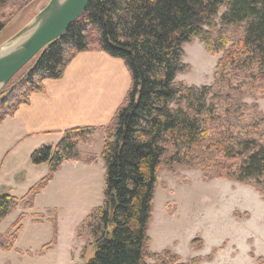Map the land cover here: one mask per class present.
I'll return each mask as SVG.
<instances>
[{
  "label": "trees",
  "instance_id": "1",
  "mask_svg": "<svg viewBox=\"0 0 264 264\" xmlns=\"http://www.w3.org/2000/svg\"><path fill=\"white\" fill-rule=\"evenodd\" d=\"M10 1L0 0V9ZM217 17L223 38H203L207 51H222L213 84L178 81L187 67L183 46L214 26ZM5 25L0 20V32ZM231 27L241 29L235 41L226 38ZM90 50L124 63L130 75L124 100L109 124L67 129L56 144L34 149L30 163L47 164L48 172L20 199L0 192V222L20 202L32 208L62 163L96 160L79 145H91L101 129L102 203L75 228L78 238L94 241L95 252L84 264L211 261L217 249L188 261L169 250L149 254L148 224L162 166L198 169L204 178L234 179L264 194V115L240 99L264 97V0H90L79 18L0 91V125L33 93L44 91L45 80L61 78L78 53ZM25 215L0 232V250L14 248ZM50 220L53 236L40 253L55 242V217ZM256 264H264V256Z\"/></svg>",
  "mask_w": 264,
  "mask_h": 264
},
{
  "label": "rangeland",
  "instance_id": "2",
  "mask_svg": "<svg viewBox=\"0 0 264 264\" xmlns=\"http://www.w3.org/2000/svg\"><path fill=\"white\" fill-rule=\"evenodd\" d=\"M47 2L11 0L2 7L0 20L6 25L0 32V44L28 23ZM218 17L214 26L204 27L200 35L183 46L182 62L187 67L177 74L178 81L198 86L213 84L214 67L222 51H207L203 38H223L218 34ZM240 36L241 29L231 27L226 38L235 41ZM240 99L248 106H256L260 116L264 115V97L254 99L244 94ZM101 142L100 138L95 141L93 138L92 143L98 150ZM23 148L11 152L4 159L0 157V192H9L18 199L43 177L42 174L37 181H31L35 174L28 169L29 156ZM94 164L90 171L64 167L49 189L39 193L37 199L35 197L32 208L28 209L20 202L0 222V232H5L20 213H26L14 248L0 250V264H84L93 256L94 241L76 235L75 239L74 225L78 223L80 210L96 205L101 196L104 165L103 161ZM53 204L60 209L36 213L41 216L28 214L30 210L39 212L44 206ZM29 217L40 222L31 221ZM54 217L55 242L40 253V248L53 236L50 219ZM148 235L151 238L149 254L169 250L179 255L181 260L188 261L217 249L211 261L198 264H256V260L264 256V194H260L256 187L234 179L204 178L198 169L175 166L169 170L162 166ZM84 247L86 252L82 254Z\"/></svg>",
  "mask_w": 264,
  "mask_h": 264
},
{
  "label": "crops",
  "instance_id": "3",
  "mask_svg": "<svg viewBox=\"0 0 264 264\" xmlns=\"http://www.w3.org/2000/svg\"><path fill=\"white\" fill-rule=\"evenodd\" d=\"M129 86L130 75L120 59L96 50L78 53L61 78L45 80L44 91L33 93L27 104L21 105L12 117L4 119L0 125V157L4 159L11 152L22 147L30 156L34 149L44 144H56L63 131L67 129L84 126L102 127L109 124L124 100ZM103 135V131L98 129L93 136L94 141L98 138L102 140L98 150L93 143L79 145L82 154L95 155L96 160L92 162L71 160L62 163L52 180L40 193L43 194L49 189L64 167L76 171H90L94 163L100 161L102 163L100 152L103 146ZM27 165H29L28 169L35 174L31 181H37L40 175L44 176L48 172L47 164L32 165L29 161ZM83 181L87 182V180ZM97 200L96 205H89L80 210L81 215L78 223L74 225V230L92 208L102 203V190ZM57 208L60 209V206L46 205L41 211L30 210L28 214ZM29 219L33 221L32 218L29 217ZM75 239H77L76 236Z\"/></svg>",
  "mask_w": 264,
  "mask_h": 264
},
{
  "label": "water",
  "instance_id": "4",
  "mask_svg": "<svg viewBox=\"0 0 264 264\" xmlns=\"http://www.w3.org/2000/svg\"><path fill=\"white\" fill-rule=\"evenodd\" d=\"M90 0H48L20 30L0 44V91L47 44L60 37Z\"/></svg>",
  "mask_w": 264,
  "mask_h": 264
}]
</instances>
